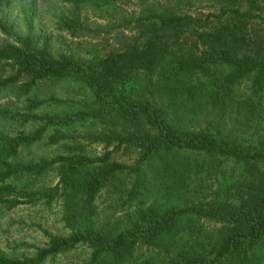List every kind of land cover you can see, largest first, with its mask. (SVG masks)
I'll use <instances>...</instances> for the list:
<instances>
[{
    "label": "trees",
    "instance_id": "1",
    "mask_svg": "<svg viewBox=\"0 0 264 264\" xmlns=\"http://www.w3.org/2000/svg\"><path fill=\"white\" fill-rule=\"evenodd\" d=\"M128 1L0 0V94L26 97L0 104V205L59 198L69 231H44L32 258L0 252V264H43L78 245L91 250L87 264H264V0H204L216 12L202 15L163 0L131 19L136 34L88 57L55 53L42 31L38 3L59 7L56 30L81 39L104 25L80 9L104 19ZM41 81L83 98L30 96ZM41 142L58 155H32ZM90 144L111 149L92 157ZM120 150L134 154L129 165L111 159ZM104 191L119 194L114 219L101 217Z\"/></svg>",
    "mask_w": 264,
    "mask_h": 264
},
{
    "label": "rangeland",
    "instance_id": "2",
    "mask_svg": "<svg viewBox=\"0 0 264 264\" xmlns=\"http://www.w3.org/2000/svg\"><path fill=\"white\" fill-rule=\"evenodd\" d=\"M177 5L183 12L195 14H206L212 8L204 0H177ZM174 4V3H173ZM170 6V7H171ZM166 5L163 0H130L128 2H120L113 7H108V13L104 14V19L98 18L97 10L87 8L80 9L81 15H84L87 23L95 25H104L99 27L100 32L96 38L73 39L65 32H58L54 23L56 21L55 14L59 7L48 8L38 3L40 18L42 20V31L45 34L51 33V48L55 53H72L78 56L88 57L90 55L102 53L110 47L115 46L122 35L136 34V22L132 18L146 17L151 13H158L164 9ZM55 13V14H54ZM17 15L14 12L13 16ZM196 15V14H195ZM130 21L127 30L124 26L119 27V21ZM217 21L214 22L216 24ZM17 28H22L21 21H16ZM259 23H253L250 28L254 33L260 31ZM242 91L246 88L241 86ZM84 93L76 85H67L66 83H51L41 81L36 83L35 90L30 94L39 100L49 97L64 99L68 104H74L83 98ZM14 95L0 94V104L9 103L14 108H21L26 97L22 96L16 99ZM50 109V108H49ZM49 111V110H48ZM33 127L25 125L22 128L16 126L13 132L23 131L29 132ZM44 142H41L36 149H33L32 155L53 158L58 155L56 148H46ZM110 148L105 149L102 144L87 145V152L90 156H101ZM28 157V155H23ZM134 158V154L126 150H120L111 155V159L129 165ZM58 171L56 165L52 166L48 171L44 184L48 187L54 186L58 180ZM59 198L48 203L24 204L16 207L0 205V252L9 258L25 259L32 258L38 249L44 248L48 242V237L44 231L57 236H67L69 231L64 227L61 220L63 210L60 205ZM97 205L103 218H113V214L122 208L118 193H108L104 191L97 199ZM116 214V213H115ZM114 214V215H115ZM206 228L213 229V224H206ZM90 248L86 245H78L73 250L65 253H59L49 256L44 260L43 264H87L90 257ZM145 255L148 252L144 253ZM150 254V253H149Z\"/></svg>",
    "mask_w": 264,
    "mask_h": 264
}]
</instances>
